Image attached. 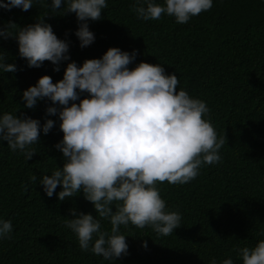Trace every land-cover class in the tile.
Returning a JSON list of instances; mask_svg holds the SVG:
<instances>
[{"label": "trees", "instance_id": "obj_1", "mask_svg": "<svg viewBox=\"0 0 264 264\" xmlns=\"http://www.w3.org/2000/svg\"><path fill=\"white\" fill-rule=\"evenodd\" d=\"M132 2L107 0L101 17L88 20L95 39L84 47L75 35L74 12L44 15L69 43L68 60L58 70L48 60L29 67L18 54L16 39L0 38V52L16 65L14 72L0 73V113L17 110L18 116L37 118L41 124L46 117L56 121L48 133L40 132L28 160L0 141V216L13 225L11 238L0 240V264H208L212 257L219 262L229 256L242 264L235 247L264 238V0H213L208 10L183 24L165 14L139 19L130 10ZM45 3L34 0L27 10L0 7V27L9 21L17 27L36 22L49 11ZM109 46L136 50L129 67L145 60L175 73L177 88L205 100L218 136L225 135L217 163L202 164L198 175L182 184L156 182L166 207L180 213V225L168 235L149 226L121 225L127 254L111 262L82 251L64 225L73 215L70 208L96 214L82 192L61 201L55 194L59 184L49 197L39 183L42 173L63 164L55 147L63 135L58 117L45 111L52 102L45 97L27 108L21 99L22 90L40 75L49 74L55 82L69 60L79 65L85 58L100 57ZM30 175L37 182L29 181ZM101 226L110 229L105 219Z\"/></svg>", "mask_w": 264, "mask_h": 264}, {"label": "clouds", "instance_id": "obj_2", "mask_svg": "<svg viewBox=\"0 0 264 264\" xmlns=\"http://www.w3.org/2000/svg\"><path fill=\"white\" fill-rule=\"evenodd\" d=\"M106 3L46 0L49 11L36 22L17 27L9 21L0 27V38L13 36L19 56L29 67L48 60L58 70L59 63L68 60L69 43L57 36L43 16L61 9L62 14L74 12L78 21L75 35L84 47L95 39L88 20L99 19ZM212 4L213 0H133L130 10L142 20L165 14L183 24ZM32 5L34 0H0L4 9L27 10ZM135 56V49L129 52L109 46L100 57L85 58L79 65L69 60L62 78L55 82L49 74L40 75L21 95L27 108L48 98L52 103L45 111L57 115L63 133L55 145L62 153V166L56 165L38 179L44 193L51 197L58 184V200L82 192L96 214L70 208L73 215L64 225L75 234L82 251L110 262L127 254L121 225L149 226L158 235H168L180 225V213L166 207L156 182L190 181L202 164L221 159L218 150L225 143V135L218 136L208 118L205 100L178 89L177 75L166 73L161 63L141 60L129 67ZM15 69L0 52V73ZM82 93L87 95L81 97ZM16 111L0 113V141L28 160L40 132L48 133L56 121L46 117L41 124L39 119L18 116ZM28 179L37 182L35 175ZM102 219L110 223V229L102 228ZM12 230L11 220L0 216V240L11 238ZM142 246L147 247V241H142ZM235 251L242 264H264V238L252 246L235 247ZM208 264L234 261L230 256L219 262L212 257Z\"/></svg>", "mask_w": 264, "mask_h": 264}]
</instances>
